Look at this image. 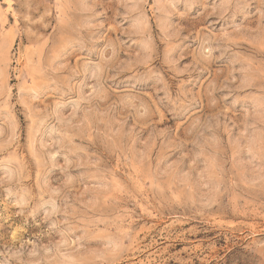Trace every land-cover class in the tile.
Here are the masks:
<instances>
[{
    "label": "rangeland",
    "instance_id": "374dc122",
    "mask_svg": "<svg viewBox=\"0 0 264 264\" xmlns=\"http://www.w3.org/2000/svg\"><path fill=\"white\" fill-rule=\"evenodd\" d=\"M113 63L119 71H108ZM261 67L260 0H0V145L15 133L19 153L27 145L51 153L55 183L67 155L57 151L61 132L86 115L118 121L128 111L124 101L134 96L158 112L144 127L131 118L124 125L135 129L127 141L131 150H150L161 170L191 184V166L185 165L192 146L180 142L201 131L216 139L227 125L232 148L223 149L225 135L218 136L221 150L205 165L217 181L194 193L200 201L195 206L161 207L145 168L124 166L111 177L112 196L127 191L135 197L119 199L126 215L117 222L136 234L138 252L119 264H149L161 254L166 264H252L249 234L264 236V153L255 138L241 142L239 136L246 114L258 111L260 92L237 86ZM176 115H186V122ZM249 123L255 124L250 134L264 128ZM12 167L0 155V175ZM252 181L255 186L246 187ZM94 183L103 187L104 170ZM39 230L30 220L29 232ZM102 239L89 240L83 256L103 251Z\"/></svg>",
    "mask_w": 264,
    "mask_h": 264
},
{
    "label": "clouds",
    "instance_id": "9594fccd",
    "mask_svg": "<svg viewBox=\"0 0 264 264\" xmlns=\"http://www.w3.org/2000/svg\"><path fill=\"white\" fill-rule=\"evenodd\" d=\"M260 3L264 5V0H260ZM113 70L119 71V65H109L108 71ZM49 74L55 77L58 71L52 68ZM237 87L260 92L258 111L246 114L239 140L245 142L250 136L255 138L264 153V128L251 134L248 132L249 128H255V124L249 123L250 120L264 125V67L254 70L248 80ZM124 104L128 109L127 114L118 121H110L103 113L91 118L86 115L69 131L61 132L57 151H66L67 155L64 163L59 165L61 176L56 178L55 183L49 176L51 167H55L51 163V153L45 150L37 152L31 145L26 146L25 152L19 153L20 145L15 133L11 143L0 145V155L10 160L13 166L7 174L0 175V264H67L69 257L73 259V264H119V260L129 253L136 254V234L130 227L122 231L124 225L117 222L120 215H126L117 207L119 199L125 195L135 197L127 191L121 193L120 197L111 195V177L121 167L147 169L153 181L149 191L160 197L163 201L161 207L195 206L200 201L194 193L209 189L216 183L215 174L205 165L210 159H215L216 153L221 150L219 135H225L223 149L231 150L232 130L227 125L214 134L216 139L205 136L201 131L191 139L180 142L192 146L188 149V164L185 167L191 166L194 179L191 184L178 183L167 169H160L159 158L152 157L150 150L133 152L127 143L135 131L124 128L129 118L138 127H144L152 121L158 109L134 96L125 100ZM230 110L226 108L225 113ZM173 118L186 122V115ZM89 119H92V123H89ZM229 123L236 128L231 120ZM216 127L219 128V125ZM78 140L87 141V144L81 146ZM154 160L155 168L152 167ZM102 170L105 183L101 188L94 182L99 179ZM261 171L264 172V167ZM255 183L248 182L246 187H254ZM261 185L264 186V181H261ZM177 193L183 199H179ZM207 207L199 208L197 215L203 216ZM113 212L116 215L109 220L107 217ZM13 218H19L23 223H10ZM30 220L31 227L39 231L29 232ZM98 235L103 237V251L85 258L83 252L86 243ZM249 235L253 237L247 241L253 257L252 264H264V236ZM149 264H166V260L161 254ZM180 264L187 262L181 261Z\"/></svg>",
    "mask_w": 264,
    "mask_h": 264
}]
</instances>
